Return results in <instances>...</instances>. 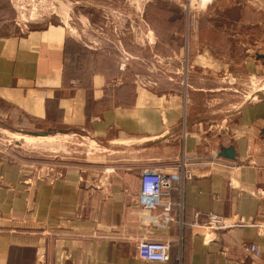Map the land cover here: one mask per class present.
Returning a JSON list of instances; mask_svg holds the SVG:
<instances>
[{
  "label": "crops",
  "instance_id": "crops-1",
  "mask_svg": "<svg viewBox=\"0 0 264 264\" xmlns=\"http://www.w3.org/2000/svg\"><path fill=\"white\" fill-rule=\"evenodd\" d=\"M246 1L251 5L200 0L198 8L212 32L223 28L211 17L235 7L253 15L247 28L261 31L252 43L262 49L264 0ZM96 2L105 10L106 24L110 15L119 16L130 5L129 0ZM192 7H197L192 0H143L141 13L146 28L159 37V31L181 34ZM81 17L86 24L87 17ZM201 41L187 46L198 50L195 62H232L220 59L230 58V40L217 45ZM154 43L164 58L183 55V42ZM89 51L59 23L0 34V121L76 129L98 143L132 141L120 143L117 151L129 153L128 164L52 168L39 175L20 162L0 160V264H264V97L235 106L223 117L220 131L209 133L201 127L203 120L197 121L199 115L188 118L180 95L156 88L176 86L184 75L172 76V82L147 72L152 81L169 84L165 88L153 82L156 87H150L138 74L97 68ZM258 53L264 49L255 55L246 50L245 62L264 66ZM222 146H234L236 159L219 157ZM184 153L205 161L179 187H166L162 200L172 203L173 219L161 209H143L138 202L141 170L157 166L180 171ZM208 213L223 216L225 227L207 228ZM141 238L170 240V260H142L136 248ZM251 243L260 246L259 256L249 250Z\"/></svg>",
  "mask_w": 264,
  "mask_h": 264
},
{
  "label": "rangeland",
  "instance_id": "rangeland-1",
  "mask_svg": "<svg viewBox=\"0 0 264 264\" xmlns=\"http://www.w3.org/2000/svg\"><path fill=\"white\" fill-rule=\"evenodd\" d=\"M243 1L249 4L246 0ZM129 3L130 5L125 6L127 12L123 11L119 16L117 13L110 15L111 22L106 24L105 10L96 0H0V34H17L48 23L64 24L72 37L91 48L90 53L86 52L87 57L95 61L97 68L138 74L139 80L154 88L156 85L153 82L165 88L169 84L152 81L147 77L149 71L163 73L166 79H171L176 74L177 77L187 76L176 86L170 85L169 89L172 90L158 86L156 88L171 93L168 95H180L188 118L224 115L243 102L262 97L257 91L264 86V66L261 63L254 66L245 62L246 50L251 49L255 55L264 49L252 43L256 41L255 36L261 35V31L255 32L251 26L247 28L248 22H254L253 15L239 13V7H235L224 14L211 17L221 28L224 29L227 25V30L207 31V15L198 8L200 0H192L193 6L197 7H192V11L188 8L185 30L181 34L159 31L160 36L157 37L155 30L149 31L146 28L148 24L141 13L143 0H129ZM81 16L87 17V25L81 21ZM156 17L165 18L162 15ZM207 39L211 42L214 40L215 45L221 44L223 40H230V58L227 56L220 59H232V62H195L198 50L187 46ZM154 42H183V55L164 58L166 55L153 48ZM215 48L219 49L216 50L217 54H222L221 47ZM204 77L205 79H201ZM171 81L174 82V79ZM206 85L213 90L205 89L203 86ZM223 119L204 118L201 127L209 133H217L226 122ZM23 139H27V142ZM92 139L91 134L76 129L55 130L26 120L0 121V160L20 162L39 172V175L47 174L52 168L56 171L67 167L94 168L131 163V156L127 151L117 152L120 150V143L106 141L96 144ZM98 144L107 150L101 145L100 149Z\"/></svg>",
  "mask_w": 264,
  "mask_h": 264
},
{
  "label": "built area",
  "instance_id": "built-area-1",
  "mask_svg": "<svg viewBox=\"0 0 264 264\" xmlns=\"http://www.w3.org/2000/svg\"><path fill=\"white\" fill-rule=\"evenodd\" d=\"M205 159L198 155L183 154L178 162L180 171L169 173L165 169L157 166L145 167L140 173V190L138 194V202L145 210L161 209L169 219H173L171 215L172 203L163 202L162 198L168 192L166 187H179L185 178L195 176V168L204 163ZM195 217H200V212L195 213ZM247 222H241L242 225ZM206 227L211 231L223 229L224 217L208 213L206 215ZM139 257L144 261H161L167 262L171 258V242L167 239H148L141 238L136 243ZM249 250L255 255L261 254V248L255 243L248 246Z\"/></svg>",
  "mask_w": 264,
  "mask_h": 264
},
{
  "label": "water",
  "instance_id": "water-1",
  "mask_svg": "<svg viewBox=\"0 0 264 264\" xmlns=\"http://www.w3.org/2000/svg\"><path fill=\"white\" fill-rule=\"evenodd\" d=\"M257 57H259V58H264V54H262V53H258L257 54ZM149 73V75L151 76V77H153V78H164V76L163 75H161V77L159 76L160 74H156V73H154V72H148ZM185 78H187V76L185 77V76H183L182 78H179V79H177V81H181V82H183V80L185 79ZM165 79V78H164ZM233 112V110H230V111H228V112H226L224 115L223 114H218V115H216V114H211V115H205V116H203V117H200V118H198L197 119V121H202L204 118H210V117H225V116H228L229 114H231ZM9 121V120H8ZM185 124H187V122H185L183 125H182V127L185 125ZM19 132H21V133H23V134H26L25 132H22V130H19ZM27 135V134H26ZM37 135H39L40 136V134H37ZM42 136V135H41ZM93 139V141L97 144L98 142L96 141V139L94 138V137H92ZM98 147H99V144H98ZM100 149H102L101 147H100ZM217 155L219 156V157H221V158H226V159H231V160H235L236 159V157H237V153H236V150H235V148H234V146H222L221 148H220V150L217 152Z\"/></svg>",
  "mask_w": 264,
  "mask_h": 264
},
{
  "label": "bare ground",
  "instance_id": "bare-ground-1",
  "mask_svg": "<svg viewBox=\"0 0 264 264\" xmlns=\"http://www.w3.org/2000/svg\"><path fill=\"white\" fill-rule=\"evenodd\" d=\"M85 18V17H84ZM257 85V84H256ZM264 86H262V88H260V89H258V93L262 96V97H264V88H263ZM34 136H37V135H34ZM39 136V135H38ZM41 136V135H40ZM23 137V136H22ZM25 137V136H24ZM27 138V137H26ZM23 140H25L26 142H27V139H23ZM29 140V139H28ZM33 142V141H32ZM118 142V141H117ZM119 143V142H118ZM120 143H123V144H132V141H127V140H121L120 141ZM35 144V143H34Z\"/></svg>",
  "mask_w": 264,
  "mask_h": 264
}]
</instances>
